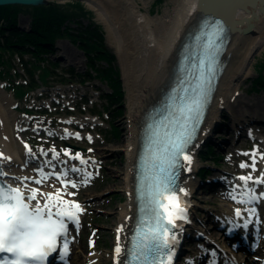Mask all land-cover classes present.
<instances>
[{"label": "bare ground", "instance_id": "6f19581e", "mask_svg": "<svg viewBox=\"0 0 264 264\" xmlns=\"http://www.w3.org/2000/svg\"><path fill=\"white\" fill-rule=\"evenodd\" d=\"M84 1L97 12L99 20L105 24L106 39L116 49L123 68V79L127 88V132L121 147H119V150L125 155V161L118 177L119 186L126 194V199L117 206L113 215L114 219L112 227H110L113 233L110 249L100 252L92 250L86 254L82 244L79 243V237H76L68 228L66 238L69 242V249L66 253L68 258L71 255L72 264H99L101 258L107 259L109 264H125L128 241L136 225L135 173L137 157L144 138V127L150 117V111L162 102L164 94L174 84L182 54H186L191 49L188 47V49L182 50L187 35L190 34L194 37L198 34L195 32L199 21L197 0H174L176 4L172 12H168L166 9L163 15L155 16L142 12L140 5L134 0ZM236 18H249L252 24L251 31L247 34L237 31L224 32L226 43H221L220 72L217 83L197 136L188 149V154L192 159L191 161L182 160L178 190H187L186 193L180 195L187 202L190 223L188 226L176 228L174 231L173 247L175 253L171 264H179L181 256L188 261V264H196L197 262L198 264H231L235 263V260L236 264H242V257L238 260L235 259V254H233L229 244H237L236 242L240 245L250 244L251 235L254 236V239L257 238V241L253 245L254 255H250L245 264H264V197L259 198L260 203L255 204V202H244L247 197L241 195L246 193L249 188L253 195L264 192V183L252 179L247 182V187H245V182L240 180L239 175L234 177L230 174L232 179L226 183L230 182L229 189L224 192L226 200L219 205L220 207L210 205L212 211L207 213V218L211 220L213 226H208L210 220L206 217L199 219L195 215V210L200 208L199 201L203 200L198 196L199 192L205 186L197 178V172L201 167L198 152L200 147L212 138L214 130L219 124L218 117L223 114L222 109L225 107L226 112L232 114L233 120L231 119L230 125L237 133L252 132L257 121L255 117L258 114H254L256 111L249 110L247 107L250 105L249 103H245L248 105H241L244 102L235 95V92L240 83L249 77L250 67L256 55L264 48V0L254 9L237 12ZM244 25L246 23L241 27ZM208 31L211 29L207 27L204 33ZM3 101H6V105ZM8 102L0 94V153L4 154L0 156V171L16 176H36L39 178L41 174L34 169L44 167L45 171L48 172L67 171V178L76 181L75 188L88 183L92 176L89 160L82 157L84 162H81L79 157L54 156L53 151L47 150H40L39 154L29 153L22 146L16 135V129H21L23 127L22 122L27 123V119L24 117L15 118L9 110L10 104ZM239 108L241 109L239 110ZM235 113L237 114L235 115ZM260 117L263 116L260 115ZM262 120L260 118V121L255 124L259 127L256 132H264V121ZM247 121H252L253 126L248 125L245 131L243 127L246 126L244 124ZM67 123L73 125L97 123V121L91 116H87L78 121L69 120ZM49 133L52 132L49 131ZM56 133L69 138L78 132L64 129ZM219 134L222 135V132L216 135ZM251 137H255L254 139L258 141L254 149L246 153L236 152L230 160L233 161L238 157L246 158L249 161L248 167H241L243 161L239 164L240 170L247 171L245 174L250 173L253 178L261 176L264 179L262 176L264 174V137L256 134H252ZM219 142L221 143L218 144L221 145L223 141L219 140ZM253 156L256 157L255 161ZM8 157L11 159H7ZM253 163L257 165L256 168L251 167ZM73 166L78 169L77 172L71 171ZM0 180L1 182L8 180L9 183H16L10 175L0 177ZM216 181H220V177L213 176L210 182H207L206 186L209 187V190H212L210 183L216 184ZM255 182L258 184L257 188L254 187ZM21 183L42 187L44 191L54 190L49 185L60 187L59 181L54 176L51 179H46L43 185L32 180ZM72 187L69 185L67 192L72 193ZM211 192H215V190ZM67 198L76 200L73 196ZM95 198L99 199V196ZM203 201L206 204H213L214 202V200L208 202L209 199L206 198ZM236 209H240L243 214L237 216ZM82 212L79 213V216ZM250 212L254 214H249ZM196 223L202 226V228L196 226V228H200L199 232H194L196 229L193 228H195ZM246 223L247 226L245 227ZM240 228L245 230L244 235L241 234ZM216 230L218 234H215L214 237ZM189 237L198 241L199 247L194 256L185 254L187 249H185L184 241L188 240ZM59 243L63 251V239H60ZM117 243L121 246L119 254L115 253ZM77 244H80L78 251L76 250ZM190 247L189 251H193ZM180 264L182 263L180 262Z\"/></svg>", "mask_w": 264, "mask_h": 264}, {"label": "rangeland", "instance_id": "374dc122", "mask_svg": "<svg viewBox=\"0 0 264 264\" xmlns=\"http://www.w3.org/2000/svg\"><path fill=\"white\" fill-rule=\"evenodd\" d=\"M134 1L140 5L142 12L153 16L163 15L166 9L172 12L176 4L174 0ZM45 3L46 6L40 7L56 6L75 14L67 21L69 32L78 37L81 36L79 33L89 29L92 35L86 39L92 44L101 43L110 61L97 57L88 58L95 56V52H92L94 50L83 51L79 48V43L73 40L75 37L55 39L52 42V52L46 53L45 60L40 63L42 70L33 66L38 62L30 54L2 52L0 53V94L9 101V110L15 118L27 119V123L22 122L21 129H16V135L26 150L30 147L31 152L37 154L41 149L55 150L59 156H65L67 148L71 151L72 157L78 158L75 157L78 152L81 157L89 160L91 179L84 186L71 188L72 193H75L74 199L83 206L80 216L81 229L73 234L79 237L84 253L87 254L92 250L107 251L110 249L113 236L110 228L114 219L113 215L117 206L126 199V194L119 186L118 177L125 161V155L119 147L127 132V88L123 79V68L116 49L106 39L105 24L99 20L97 12L90 8L87 2L84 0H45ZM66 4H79L82 10L66 7ZM26 8L34 7L26 6ZM26 8L15 15L17 30H30L32 20ZM5 34L7 33L0 34L1 40ZM263 57L264 48L256 55L250 67L249 77L240 83L235 92V95L244 102L241 105L249 103L251 105L247 106L249 110L256 111L254 114H258L259 117L260 115L264 117V91L254 90L252 86L258 76L264 77V69L257 65ZM105 69H110L115 73L112 78L119 82V92H121L118 98L114 97L107 80L101 76ZM42 76H45V80L41 78ZM17 87L22 88L24 93L22 97L17 95ZM3 102L6 105V101ZM87 116L96 119L97 123L73 125L67 123L69 120L78 121ZM219 117L216 129H222L224 134L216 135L217 133L214 132L212 135L208 145L212 147L211 155L200 152V149L198 152V156L203 160L206 159L207 162L201 164L197 176H204L203 172H208L204 179L201 178L205 186L201 188L198 196L203 200L204 198L209 199L208 202L214 200L213 204H206L203 200L199 201L200 208L195 210V215L199 219H205V217L207 219V213L212 211L210 205L220 207L219 205L226 200L223 192H221L223 194L220 191L205 193L207 182L213 176L220 178L222 176L221 180L226 182L232 179L230 174L235 177L247 173L245 170H240L239 164L243 161L249 163V161L243 157L231 161V156L236 152L246 153L253 150L258 144L254 139L246 137L245 133H240L236 142L228 113L223 111ZM249 122L251 123L247 121L244 126ZM247 128L248 125L245 126L246 130ZM257 128L255 125V131ZM64 129L75 130L80 133V136L75 135L68 138L56 133ZM46 131L52 133L49 135ZM255 131L251 134L264 136V132ZM219 140L223 141L221 145L217 144L221 143ZM213 188L219 190L217 183ZM224 191L227 192L228 189L225 188ZM96 196H99V199L95 198ZM208 224L211 227V222ZM196 226L200 225L197 223ZM215 234L218 232L214 231V237ZM204 237L206 238L205 235ZM80 244L76 245L77 251L80 250ZM184 244L187 249V244ZM190 248L192 252H195L193 245ZM239 256L244 257L241 252ZM71 260L72 257L66 264H72ZM180 262L188 264L183 256L179 264ZM99 264H109V261L101 258Z\"/></svg>", "mask_w": 264, "mask_h": 264}, {"label": "snow or ice", "instance_id": "6c2138e0", "mask_svg": "<svg viewBox=\"0 0 264 264\" xmlns=\"http://www.w3.org/2000/svg\"><path fill=\"white\" fill-rule=\"evenodd\" d=\"M222 30L219 24L214 25L209 35L218 37ZM214 47L211 40L205 45L203 57L199 61L201 71L196 77L193 94L191 96L185 94L177 103L175 111L178 116L173 118L172 130L165 132L157 141L154 175L151 187L146 193L148 197L146 215L136 233L135 251L132 253L134 264H171L173 259L175 234L169 225L175 226L177 219L187 220L186 205L180 195L187 190H176L173 183V169L179 163L181 156L187 161L192 159L185 149L192 139L208 98V85L211 79L208 73L213 71L216 62ZM205 68L207 72L204 71ZM74 135L79 137L80 133ZM28 150L31 153L30 147ZM52 154L59 156L55 150ZM65 154L72 155L67 148ZM3 155L0 153V156ZM75 157H79L81 162H84L80 153L77 152ZM255 159L256 157L253 156L254 161ZM256 166L255 163L251 165L252 168ZM241 167L248 165L243 162ZM34 171L41 174L39 178L16 176L0 171V177L10 175L11 179L16 181V183H9L8 180L0 182V254H4L0 256V264H45L46 257L57 249L60 239H63V251L65 253L68 251L69 242L66 236L69 222L79 224L82 206L78 201L67 198L75 195L67 192V188L69 185L75 187L76 181L67 178V171L48 172L44 167ZM71 171L77 172L78 169L73 166ZM53 176L59 181L60 187L49 185L54 189L52 191H44L42 187L21 183L32 180L43 185L46 179H51ZM252 179L264 183L261 176L253 178L250 173L240 176V180L245 182V187ZM241 195L247 197L244 202L252 203L253 200L264 197V192L253 195L249 188ZM242 214L240 209H236L237 216ZM120 252L121 246L117 243L115 253Z\"/></svg>", "mask_w": 264, "mask_h": 264}, {"label": "trees", "instance_id": "16d2710c", "mask_svg": "<svg viewBox=\"0 0 264 264\" xmlns=\"http://www.w3.org/2000/svg\"><path fill=\"white\" fill-rule=\"evenodd\" d=\"M65 6L73 9L78 8L80 11L82 10L79 4H66ZM24 8L26 7L0 6V34L7 33L2 36V40L0 39V53L15 52L18 54H30L35 61L38 62L33 66H37L39 70H42L43 67L40 63L45 60L46 53L52 52V42L57 38L75 37L69 32L70 28L67 25V21L70 20L72 16H75V14L68 12L65 8H59L56 6L26 8V11L29 12L32 20L30 23V30L20 31L15 27L16 22L14 18L16 13ZM91 33L92 32L89 29H85L84 32L79 33L81 36L75 37L73 40L79 43V48L83 51H86L87 49L94 50L92 52H95V56L88 58L97 57L98 59H104L109 62L110 60L108 59L106 52H104V49L101 47V43L99 45L92 44L86 39L92 35ZM257 65L264 69V57ZM104 71L105 72L102 73L101 76L107 80L114 97H120L121 92H119V82L112 78L115 73L110 69H105ZM45 76H42L41 78L45 80ZM252 88L254 90L259 89L264 91V77L258 76L253 81ZM16 89L17 95L22 97L24 94L22 88L17 87ZM211 150L212 148H204V152H207L206 154L211 155Z\"/></svg>", "mask_w": 264, "mask_h": 264}, {"label": "water", "instance_id": "95a60500", "mask_svg": "<svg viewBox=\"0 0 264 264\" xmlns=\"http://www.w3.org/2000/svg\"><path fill=\"white\" fill-rule=\"evenodd\" d=\"M263 0H197L198 26L204 28L219 24L222 33L219 41L226 42L224 32L237 31L247 34L251 31L252 24L249 18H236L237 12L254 9ZM0 6H27L40 7L46 6L45 0H0ZM244 23L243 27H241ZM192 40V35L188 34L185 39L183 50L188 49Z\"/></svg>", "mask_w": 264, "mask_h": 264}]
</instances>
